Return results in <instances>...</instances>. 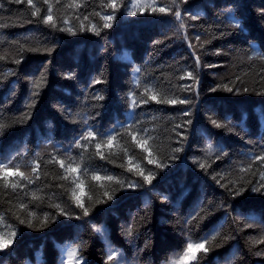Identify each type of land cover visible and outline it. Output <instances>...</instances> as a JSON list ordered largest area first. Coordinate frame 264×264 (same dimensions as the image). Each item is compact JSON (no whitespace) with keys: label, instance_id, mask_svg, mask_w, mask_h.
I'll return each mask as SVG.
<instances>
[{"label":"trees","instance_id":"obj_1","mask_svg":"<svg viewBox=\"0 0 264 264\" xmlns=\"http://www.w3.org/2000/svg\"><path fill=\"white\" fill-rule=\"evenodd\" d=\"M259 157L264 0H0V264H264Z\"/></svg>","mask_w":264,"mask_h":264},{"label":"snow or ice","instance_id":"obj_2","mask_svg":"<svg viewBox=\"0 0 264 264\" xmlns=\"http://www.w3.org/2000/svg\"><path fill=\"white\" fill-rule=\"evenodd\" d=\"M18 2H19V0H18ZM28 2L29 3H31V0H28ZM113 7H115V5L113 4ZM164 9H161V11H163ZM175 15H176V17H177V19H180V12L179 11H177L176 13H175ZM106 21H110V20H112L113 19V17L111 16V15H108V16H105V17H103ZM195 18V17H194ZM46 20L47 21H51L52 20V17H51V15H49L47 18H46ZM105 27H109L110 25L109 24H105L104 25ZM197 63H199V60H198V58H197ZM69 76H71L72 74H68ZM189 75V77H192V74L191 73H189L188 74ZM96 83H99V81H96ZM214 90V89H213ZM229 91H231V89H228ZM99 99H102V97H98ZM152 99H155V97H152ZM169 103H172V104H175V103H177V100H175V99H173V100H171V101H168ZM190 101H188L187 100V98H182V99H180L179 100V103H189ZM188 113L187 112H185V115H187ZM188 123H190V121L188 122ZM213 123H216L215 121H213ZM217 126H219V125H217ZM178 127H180V125H178ZM89 135H91V133H89ZM133 139H135V137H133ZM145 143H147V141H145ZM142 146V145H141ZM100 147V145L98 144L97 145V148H99ZM180 149H176V151H179ZM259 159H264V157H259ZM200 167L201 168H203L204 167V165L203 164H201L200 165ZM70 170H74V169H70ZM17 174H20V173H17ZM141 174H143V173H141ZM151 174H149V175H147V176H144V179H145V181L146 182H150L151 181ZM13 187H15V185H13ZM130 187H136V185H130ZM237 195L239 194V192H237L236 193ZM85 215H87V211L85 210ZM8 241H5L3 238H0V249H3V248H5V247H7L8 246ZM205 248V245H204V243H196L195 245H193L192 243H189L188 244V246H187V253H189V254H193V253H195V252H197V251H199V250H201V249H204ZM72 254H74V253H72ZM72 254H70V255H72ZM259 254V253H258ZM113 257H109V259H112ZM187 259H195V255H190V256H188L187 257Z\"/></svg>","mask_w":264,"mask_h":264},{"label":"rangeland","instance_id":"obj_3","mask_svg":"<svg viewBox=\"0 0 264 264\" xmlns=\"http://www.w3.org/2000/svg\"><path fill=\"white\" fill-rule=\"evenodd\" d=\"M10 172L12 171H7V173H10ZM109 252L112 253L113 257H115L114 264H126V263H121L123 261L121 260L120 257H117L116 253L111 252V250ZM195 254L196 252L193 254H189L186 251L180 258L177 259V261H172L170 262V264H189L193 259H187V257L190 255H195ZM59 264H82V263L78 260L74 250H72V248L69 247L68 245H65L62 248L61 253H60Z\"/></svg>","mask_w":264,"mask_h":264}]
</instances>
